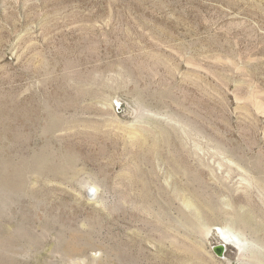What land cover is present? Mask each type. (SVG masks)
I'll list each match as a JSON object with an SVG mask.
<instances>
[{"label": "rangeland", "instance_id": "1", "mask_svg": "<svg viewBox=\"0 0 264 264\" xmlns=\"http://www.w3.org/2000/svg\"><path fill=\"white\" fill-rule=\"evenodd\" d=\"M0 264H264V0H0Z\"/></svg>", "mask_w": 264, "mask_h": 264}, {"label": "bare ground", "instance_id": "2", "mask_svg": "<svg viewBox=\"0 0 264 264\" xmlns=\"http://www.w3.org/2000/svg\"><path fill=\"white\" fill-rule=\"evenodd\" d=\"M215 231L226 244H230L237 249H242L245 246V243L240 238L231 235L224 228H216Z\"/></svg>", "mask_w": 264, "mask_h": 264}, {"label": "water", "instance_id": "3", "mask_svg": "<svg viewBox=\"0 0 264 264\" xmlns=\"http://www.w3.org/2000/svg\"><path fill=\"white\" fill-rule=\"evenodd\" d=\"M212 252L220 259H224V254L227 251V248L222 243H217L211 247Z\"/></svg>", "mask_w": 264, "mask_h": 264}]
</instances>
